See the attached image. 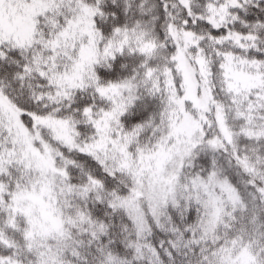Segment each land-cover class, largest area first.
Listing matches in <instances>:
<instances>
[{
	"label": "snow or ice",
	"instance_id": "snow-or-ice-1",
	"mask_svg": "<svg viewBox=\"0 0 264 264\" xmlns=\"http://www.w3.org/2000/svg\"><path fill=\"white\" fill-rule=\"evenodd\" d=\"M0 264H264V0H0Z\"/></svg>",
	"mask_w": 264,
	"mask_h": 264
}]
</instances>
